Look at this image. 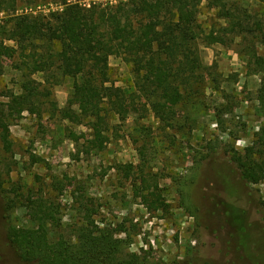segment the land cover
Masks as SVG:
<instances>
[{"label": "rangeland", "instance_id": "374dc122", "mask_svg": "<svg viewBox=\"0 0 264 264\" xmlns=\"http://www.w3.org/2000/svg\"><path fill=\"white\" fill-rule=\"evenodd\" d=\"M225 1L245 26L256 30L264 19V0ZM18 9L16 14L37 16L60 7L39 0ZM218 14L206 5L201 8L202 83L184 94L169 122L157 118L137 92L131 67L119 57L110 58V85L122 88L142 108L125 120L111 115L106 142L99 148L89 143L93 136L87 121L66 120L54 109L68 108L74 80L56 74L47 83L49 73L35 72L36 57L48 52L44 43L36 42L28 57L17 51L0 59V110L22 94L24 75L52 92V104L35 101L10 123L11 152L0 136V264H26L7 232L9 226H34L25 208L34 193L62 204L67 226L76 225L81 207L88 206L97 213L100 228L123 230L117 237L126 253L148 255L157 264H264V180L247 183L231 158L235 151L245 155L246 148L261 147L264 35L232 31L230 21ZM209 34L225 42L208 44ZM6 44L18 50L16 43ZM24 59L32 67L25 68ZM5 196L12 202L9 217Z\"/></svg>", "mask_w": 264, "mask_h": 264}, {"label": "trees", "instance_id": "16d2710c", "mask_svg": "<svg viewBox=\"0 0 264 264\" xmlns=\"http://www.w3.org/2000/svg\"><path fill=\"white\" fill-rule=\"evenodd\" d=\"M53 1L60 7L58 11L35 16L15 12L21 3L31 6L39 0H0V59L12 58L17 51L28 57L27 51H33L36 42L44 43L48 52L36 57L39 69L35 72L49 73L47 83L53 82L51 78H57L56 74L74 80L68 108L54 109L66 120L80 124L87 121L93 136L89 143L95 148L106 142L104 132L111 115L125 120L142 108L136 100L129 101L131 97L122 88L110 85L111 57H119L131 67L137 92L157 118L169 122L184 94L194 83H202L199 40L203 34L198 19L204 5L230 21L232 31L239 28L240 33L250 34L257 30L264 35V19L256 23V30L245 26L225 0H123L118 4L88 6L81 0ZM2 14L5 18H1ZM205 37L208 44L225 42L218 34ZM6 42L16 43L18 50ZM50 52L52 56L45 57ZM23 63L25 68L32 67L25 59ZM51 69L54 72L50 73ZM23 78L22 94L12 96L7 109L0 110V136L8 152L13 146L10 123L35 101L45 105L47 99L52 104L48 88L40 89L43 84L28 75ZM258 135L260 148H246L245 155L235 151L231 157L251 185L264 180V128ZM258 153L259 159L255 156ZM140 196L145 204L152 205L147 196ZM11 203L5 196L3 207L7 215ZM25 208L34 226H9L7 232L9 243L23 263L157 264L148 255L126 253L124 241L117 237L123 230L100 228L97 213L88 206L81 207L80 221L74 226L64 224L62 204L43 194H30ZM243 246L248 247L244 242Z\"/></svg>", "mask_w": 264, "mask_h": 264}]
</instances>
